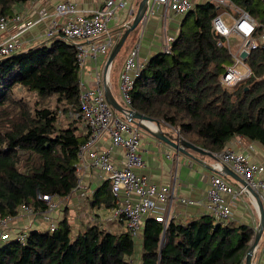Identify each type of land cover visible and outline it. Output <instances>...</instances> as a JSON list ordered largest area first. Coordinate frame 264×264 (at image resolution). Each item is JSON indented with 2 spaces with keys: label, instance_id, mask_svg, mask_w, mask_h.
<instances>
[{
  "label": "trees",
  "instance_id": "trees-1",
  "mask_svg": "<svg viewBox=\"0 0 264 264\" xmlns=\"http://www.w3.org/2000/svg\"><path fill=\"white\" fill-rule=\"evenodd\" d=\"M27 1L0 0V15L12 16ZM231 1L264 21L260 0ZM218 11L212 1L194 5L171 52L153 54L139 69L129 106L213 153L234 136L264 146V52L258 48L246 58L249 78L232 91L223 88L219 77L233 59L211 30ZM78 82L75 49L59 38L0 57V215H15L21 203L42 209L40 195L63 197L75 187L85 136L67 113L78 110ZM22 90L33 95L32 104L17 94ZM59 107L69 119L64 124L58 121ZM90 201L110 206L106 180ZM253 236L251 224L223 223L210 213L173 218L165 230L149 217L137 236L135 258L134 239L124 228L114 232L93 223L71 234L64 214L51 231L34 228L23 242L15 235L0 241V264H241Z\"/></svg>",
  "mask_w": 264,
  "mask_h": 264
},
{
  "label": "built area",
  "instance_id": "built-area-1",
  "mask_svg": "<svg viewBox=\"0 0 264 264\" xmlns=\"http://www.w3.org/2000/svg\"><path fill=\"white\" fill-rule=\"evenodd\" d=\"M36 1H52L51 8L41 7L36 17L27 21H24L17 13L9 17L0 15V34L6 32L10 22L15 28L7 35H0V57L19 50L21 44L19 37L36 23L43 22L45 29L42 42L59 38L72 45L79 71H82L87 61L95 63L98 58H102L101 65L95 66L91 72V84L85 85L79 78L78 110L67 113L69 119L77 121L80 133L85 136L78 147L77 161L82 160L86 152L87 165L98 167L105 172V180L109 184L111 196L110 214L106 221L120 222L133 239L141 234L143 223L149 217L159 222L165 230L170 220L176 217L175 204L191 206L199 204L200 200L176 196L174 185H157L146 175L136 171V168L144 165L139 155L141 132L123 115L116 113L104 97V86L109 85L110 66L106 72H103V67L115 38L120 32L110 31V23L118 19L116 12L120 9L125 12L124 16L127 14L131 19L138 0H102L100 5L92 10L79 9L73 0H28L27 3ZM208 1L214 2L219 7V11L211 19V30L217 38L216 44L227 47L233 59L232 63L225 66L219 81L223 88H231L227 90L232 91L252 75V70L246 62L248 55L258 48L264 52V21H258L246 9L231 0ZM149 2L141 22L138 23L139 26L144 25L148 16L153 13L152 4L161 6L164 13L170 10L182 16H185L195 5L191 0H153L152 4ZM260 2L264 10V0ZM161 35L160 51L170 53L175 35L167 32L165 24ZM232 35L240 39V42H236L238 43L236 46V43L233 45L230 43ZM139 39L141 34L127 51L119 72V97L127 108H131L129 92L133 80L146 62L138 59ZM242 52L246 53L244 58L241 57ZM238 66H241L243 72L238 70ZM104 136L109 139V147L96 148V144ZM113 147L121 149L117 165L111 161ZM214 154L216 159L210 165L213 172L209 174V187L205 194V206L208 213L223 223L228 222L231 220L232 211L225 196L245 193L251 198V203L258 214L256 200L249 189L259 195L264 206V164L251 160L247 152L235 150L230 146H225ZM222 165L238 175L244 184L240 183L238 187L229 184L225 176L217 172ZM76 170L77 167L75 172ZM74 190L81 198H85L87 192L89 194L93 192V189L77 180L71 192ZM39 198L44 204L42 209H35L21 203L15 215H0V241L11 237V224L18 214L41 216L45 228L50 231L55 228L57 221L52 219L50 213L58 210L61 200H67L68 195L59 197L42 194ZM26 231L20 230L14 235L23 242Z\"/></svg>",
  "mask_w": 264,
  "mask_h": 264
},
{
  "label": "crops",
  "instance_id": "crops-1",
  "mask_svg": "<svg viewBox=\"0 0 264 264\" xmlns=\"http://www.w3.org/2000/svg\"><path fill=\"white\" fill-rule=\"evenodd\" d=\"M79 9L92 10L100 5L102 0H73ZM152 4L153 0H149ZM194 4L203 3L208 0H191ZM149 2V3H150ZM52 1L49 2H33L28 4L17 5L15 8V13L19 14L24 21L34 19L36 17L37 11L41 7L47 9L51 8ZM153 13L148 16L144 25L139 26L138 32L134 37L133 42L136 40L139 34H141V39H139L138 47V59L141 61H147L150 56L160 51L162 47V35L161 30L165 24L167 32L171 35H176L178 33L180 24L184 16L173 13L168 10L164 13V9L157 5L152 4ZM224 9V8H222ZM221 9V10H222ZM125 12L122 11L121 15H118V19L115 22L110 23V31L115 32L124 22L130 19L129 16H124ZM14 25L10 22L6 32L0 34L1 36L7 35L14 31ZM45 29V24L43 22L36 23L25 31L20 37V49L23 50L28 47L34 46L42 41H44L43 32ZM238 43L235 44V46ZM22 46V48H21ZM102 61V58H100ZM101 62L99 58L94 63L92 61H87L83 70L79 74V78L84 82L85 85L91 84V72L96 67H99ZM112 69V62L110 65L109 72V87H110V75ZM116 93L119 96L118 82L116 80ZM113 95V94H112ZM114 96V95H113ZM115 97V96H114ZM116 99V97H115ZM117 100V99H116ZM155 125V124H154ZM164 131L170 132L168 127L162 128ZM80 131V130H79ZM109 139L104 136L96 144V148H107L109 147ZM226 146H230L235 150L247 152L251 160L260 162L264 164V146L258 142H245L241 136H234L230 139ZM196 158L189 157L184 153H177L176 150L171 148L169 145L159 141L158 139L151 136L149 133L141 135V147H139V155L144 161L142 167L136 168L138 173L146 175L151 182L157 185H174L175 195L192 198L194 200H200L199 204H194L191 206H182L175 204L174 212L176 214V220L185 219L190 216H197L200 214L208 213L205 206V194L209 187V174L213 172L210 168L212 157L207 155L195 154L196 152L189 150ZM121 156V149L118 147H113L111 150V161L114 165H117L118 160ZM87 153L83 154V159L77 161L76 170V180L81 184H86L91 190L96 189L105 181V172L98 167H90L87 165ZM225 176V175H224ZM228 176H225V179ZM227 182L235 187H238L240 182L236 179L227 178ZM92 194V193H91ZM91 194L88 192L85 198H81L77 191L70 192L67 200H61L60 208L51 212L52 219L56 222L61 219V217L66 214L69 221L71 234H75L80 231L85 225L97 224V221H106V218L110 214L109 207L105 206L103 203L98 205H91L90 197ZM226 200L232 211L231 220L237 222H244L251 224L254 229L258 224V214L251 203V198L245 193L235 194L234 196L226 195ZM101 208L103 211L102 218H94L91 223L84 219V222L79 224L74 223L75 216L80 214H87L89 211L91 213L94 207ZM264 208V206H263ZM92 214V213H91ZM96 215V214H94ZM92 214V216L94 217ZM83 218L85 216H82ZM72 219V220H70ZM118 223L121 227L120 222ZM45 223L41 216H27L23 214H18L11 224V236L20 230L38 229L44 228ZM111 228V226H110ZM111 231L110 229H107ZM264 230V228H263ZM264 232L260 237L259 245L255 249L252 264H264ZM241 264H244V260Z\"/></svg>",
  "mask_w": 264,
  "mask_h": 264
},
{
  "label": "water",
  "instance_id": "water-1",
  "mask_svg": "<svg viewBox=\"0 0 264 264\" xmlns=\"http://www.w3.org/2000/svg\"><path fill=\"white\" fill-rule=\"evenodd\" d=\"M148 1L149 0H139L137 3V7L135 9L134 14L132 15L131 19L126 22L125 24H122L116 31H120L119 37L117 40L114 42L112 48L110 49V52L106 58L104 67H103V72H106L107 68L111 65V62L117 52L119 51L121 45L123 44L126 36L128 35L129 31L135 28L139 22H141L144 13L146 12V9L148 7ZM246 53L242 52L241 57H245ZM104 97L109 104V106L116 112L120 113L123 115L126 120L131 122L133 125H135L138 128H141L145 130L147 133H149L151 136L154 138L158 139L159 141L169 145L171 148L177 151V153L181 152L184 153L185 155L196 158L194 154H192L189 150L194 151L196 153L202 154V155H207L212 157L213 159H216L215 154L213 152H210L208 150H205L187 140H185L183 137L180 136L179 132H177L175 135L171 132L164 131L160 128L159 121L147 117L143 114H139L135 112L131 108H127L122 106L112 95L110 91L109 85L104 86ZM153 123L155 124V128H151L150 126L147 125V123ZM211 168V167H210ZM217 172L231 177L233 179L238 180L240 183L244 184V181L236 175L232 170H230L227 166L222 165ZM250 193L253 195V197L256 200L257 203V208H258V224L254 229V236L253 239L250 243V246L246 252V255L244 257V264H252V259L253 255L255 252V249L259 245L260 237L263 232L264 228V208H263V203L259 197V195L251 190ZM163 238V235H162Z\"/></svg>",
  "mask_w": 264,
  "mask_h": 264
},
{
  "label": "rangeland",
  "instance_id": "rangeland-1",
  "mask_svg": "<svg viewBox=\"0 0 264 264\" xmlns=\"http://www.w3.org/2000/svg\"><path fill=\"white\" fill-rule=\"evenodd\" d=\"M139 1V0H138ZM138 1H137V3H138ZM136 7H137V4H136ZM136 9V8H135ZM121 12H122V9H120V10H118L117 12H116V16H120L121 15ZM130 17V16H129ZM117 18H119V17H117ZM112 22H115V21H112ZM111 27V26H110ZM138 29H139V25H137L135 28H133L132 30H130L129 31V33H128V35L126 36V38H125V40H124V42H123V44L121 45V47H120V49H119V51L117 52V54L115 55V57L113 58V60H112V69H111V75H110V91H111V93L116 97V99H117V101L122 105V106H124V104H123V102H122V100H121V98L117 95V93H116V85H115V82H116V80H117V82H118V79H119V72H120V70H121V65H122V63H123V61H124V58H125V55H126V53H127V51L129 50V48L133 45V40H134V37H135V35L137 34V32H138ZM119 34H120V32H119ZM119 37V35L118 36H116V38H115V41L117 40V38ZM240 39L237 37V36H235V35H232L231 37H230V43H231V45H233V44H235L236 42H240L239 41ZM21 48H22V46H21ZM101 59L99 58V62H101L100 61ZM238 68V70L240 71V72H243V69L241 68V66H238L237 67ZM83 70V69H82ZM80 72H81V70L79 71V74H80ZM227 89H231V88H227ZM17 94H19V95H22L26 100H27V102L29 103V104H32V102H33V95L31 94V93H28V92H26V91H17ZM49 105L51 106V107H53L54 106V101H53V97L52 98H50V100H49ZM57 113H58V121L60 122V123H62V124H64L67 120H69L66 116H65V113L64 112H62V110H61V108L59 107L58 109H57ZM160 123L163 125V127H168L169 129H172L175 133H177L178 131L176 130V129H173L171 126H169V125H167V124H164L162 121H160ZM162 128V127H161ZM163 130V129H162ZM176 130V131H175ZM139 132H141V135H143V134H145L146 133V131L145 130H143V129H141V128H139ZM195 154H199V153H195ZM199 156H200V154H199ZM213 162V161H212ZM229 179V178H231V177H226V179ZM232 179V178H231ZM107 207H109V206H107ZM81 213V212H80ZM80 213H78V215L77 216H75V219H77V220H74V223L76 224L77 222H79V224H81V223H83L84 222V219H87V222L88 223H91V222H94L93 221V219L94 218H102L103 219V211H102V209L101 208H98V207H94L93 209H92V211H91V213L94 215V214H96V215H94V217L92 216V214L90 213V211L87 213V214H80ZM82 216H85L84 218L82 217ZM70 220H72V219H70ZM112 222H109V223H107V222H105V221H101V220H99V221H97V224L98 225H100L101 227H104L105 229H110L111 231H114V232H117V231H122L123 230V227H121L118 223H113V224H111ZM110 226H111V228H110ZM263 232H264V230H263ZM264 234V233H263ZM138 249H139V237H135L134 238V257L135 258H137V254H138ZM137 261H135V260H133V263H136Z\"/></svg>",
  "mask_w": 264,
  "mask_h": 264
},
{
  "label": "bare ground",
  "instance_id": "bare-ground-1",
  "mask_svg": "<svg viewBox=\"0 0 264 264\" xmlns=\"http://www.w3.org/2000/svg\"><path fill=\"white\" fill-rule=\"evenodd\" d=\"M148 126H150L151 128H155V125L151 122L147 123Z\"/></svg>",
  "mask_w": 264,
  "mask_h": 264
}]
</instances>
